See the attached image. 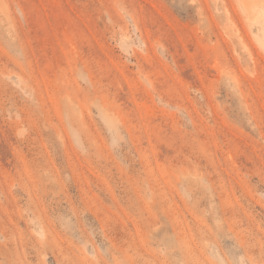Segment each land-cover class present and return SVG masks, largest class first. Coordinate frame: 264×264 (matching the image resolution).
<instances>
[{
    "label": "rangeland",
    "instance_id": "1",
    "mask_svg": "<svg viewBox=\"0 0 264 264\" xmlns=\"http://www.w3.org/2000/svg\"><path fill=\"white\" fill-rule=\"evenodd\" d=\"M262 10L0 0V264H264Z\"/></svg>",
    "mask_w": 264,
    "mask_h": 264
},
{
    "label": "bare ground",
    "instance_id": "2",
    "mask_svg": "<svg viewBox=\"0 0 264 264\" xmlns=\"http://www.w3.org/2000/svg\"><path fill=\"white\" fill-rule=\"evenodd\" d=\"M262 12L264 13V11L262 10ZM259 13H261V12H259ZM259 13L257 12V14L259 15ZM263 13H261V15L263 14ZM264 15V14H263ZM264 21V20H263Z\"/></svg>",
    "mask_w": 264,
    "mask_h": 264
}]
</instances>
